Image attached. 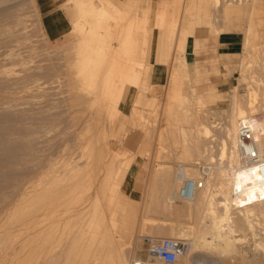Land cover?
Instances as JSON below:
<instances>
[{"label": "rangeland", "instance_id": "374dc122", "mask_svg": "<svg viewBox=\"0 0 264 264\" xmlns=\"http://www.w3.org/2000/svg\"><path fill=\"white\" fill-rule=\"evenodd\" d=\"M110 1L124 9L128 0ZM182 1L134 0L122 24L137 16L132 43L139 64L131 63L129 73L105 71L96 87L80 78V66L91 64L77 47L92 37L74 26L75 0H0V264H117L119 254L124 264L148 262L143 236L175 238L194 223L204 228L201 208L176 212L170 192L183 183L175 177L178 165L195 177L200 163L212 165L214 176L229 167L220 159V140L232 102L244 106L253 93L255 115L263 117L264 0H191L207 2L210 20L188 35L187 49L173 51L187 57L186 73L177 76L170 37ZM50 10L57 15H46ZM62 12L69 30L52 38L46 19L64 28ZM223 26L241 37L235 54L217 51ZM173 82L181 83L207 134L176 109L183 98L171 97ZM253 221L264 227V215Z\"/></svg>", "mask_w": 264, "mask_h": 264}, {"label": "bare ground", "instance_id": "6f19581e", "mask_svg": "<svg viewBox=\"0 0 264 264\" xmlns=\"http://www.w3.org/2000/svg\"><path fill=\"white\" fill-rule=\"evenodd\" d=\"M195 1L198 3V0ZM75 2L79 7L80 19H75L73 21L74 26L77 27L80 32H84L85 35L92 37L89 40L83 39L77 47V52L81 54L80 57H82V61L91 64V66H80V78L89 80L93 85L95 83L97 87V81L107 75L105 72L107 70L110 71L108 74H111L114 70L122 71L123 74L126 72L129 73V71L132 70L130 65L134 63L131 61L132 30L135 26L136 18L134 16L132 20L131 15V20L127 19L128 22L124 24H122V22L125 20L129 11H131L134 0L125 2L124 9L118 8L117 5L110 0H101L100 5H96L93 0H75ZM182 2H184L182 5L179 3L175 5L176 15L173 16L175 24H177L176 20L180 17L178 34H175L179 40V44L174 50L172 49L173 55L171 57L177 61L173 66L174 68H171L176 71L173 73L174 71L171 70L175 75L178 71L180 72V70L186 73L187 68L184 56H174L175 53H173V51L176 52L177 48L183 50L186 36L188 33L199 28V20L207 22L210 20V13L208 7L205 5L207 2L199 4H194L191 0H186V3L185 1ZM228 10H231V8H228ZM197 11H199V13L201 11L202 14L198 15ZM109 20H112V22L110 21L111 23H109ZM250 20L252 21V18ZM248 28L246 27L247 30H249ZM173 31L170 41L173 40L174 43L175 38ZM179 72L177 76H179V74L181 75ZM172 73L171 76L173 78L174 76ZM243 75L244 74L241 75L242 80L245 77V75L244 77ZM177 76L175 77L177 78ZM180 87L181 83H172L170 86L171 97L175 95L176 97L177 95L182 96ZM94 88L95 87H93V89ZM95 90H97V88ZM182 98L181 100H175L177 101L176 109L183 114V118L192 117V126L195 127V131L198 132L201 130L207 134L209 128L206 124H203L205 121H200L194 112L189 111L192 104L189 105L184 96H182ZM198 99L202 100L200 98ZM233 99L235 100L234 96ZM254 100V94L248 93L244 106L238 104L236 101L232 102L235 105L233 104V109L223 128L224 138L220 140V159H227L229 163L227 169L219 168V175L214 176V173L212 174L211 172L212 165L208 163H198L199 166H203L204 175L200 169V175L195 177L187 174L188 172H186V170L188 171L189 168L185 169L183 166L178 165L175 174L176 179L184 181L186 178H189L202 181L201 187L195 190L191 198L184 199L179 196L181 186L179 188L177 187V190L170 192L171 194L169 196V202L174 203L173 206H176V212H188L191 208L199 207L203 214H205L203 215L204 218L202 217L200 221V223L204 224V228L194 223L190 227L187 226L188 228L179 229L177 232L178 235L176 234L177 236L174 234L175 238L180 237L181 239L182 237L184 239H189L190 249L187 254H191L190 258L195 264H246L248 260H253V264L256 262L257 264H264V227L261 226V228L257 226L260 229H256L257 227L253 221L256 216L264 215V166L244 159L239 147L241 142H245L247 137L241 135V127L246 126L249 128L246 143L256 147L260 157L264 160V114L263 117L262 115L261 117L260 115H255L256 109ZM181 102L185 105H182ZM200 103L202 104V102ZM200 106L203 107V105ZM175 128L177 127L175 126ZM178 129L179 131H184V128L181 126H178ZM187 139H185V142ZM190 142H192V139ZM193 143L195 145V150L196 147L197 149L201 148L197 136ZM198 145H200V148ZM51 200H54L53 197ZM179 200H182L181 202L183 204L176 205L175 203ZM249 239H252L251 243H249ZM246 244L249 245L247 247H249L251 253L244 248ZM133 250L132 248V253ZM187 254L183 257L184 261L182 264H192L188 261ZM207 255H209L210 258H207ZM250 255L252 257L249 259ZM124 256L125 254H119L118 260L116 259L117 264H124ZM147 260L148 262H145L146 264H154V260H151L149 256ZM247 264L249 263L247 262Z\"/></svg>", "mask_w": 264, "mask_h": 264}, {"label": "built area", "instance_id": "2783aa9c", "mask_svg": "<svg viewBox=\"0 0 264 264\" xmlns=\"http://www.w3.org/2000/svg\"><path fill=\"white\" fill-rule=\"evenodd\" d=\"M249 128L246 126L241 127V135L248 137ZM246 137V139H247ZM245 139V138H242ZM241 142L240 151L242 157L251 161L253 163H257L260 166H264V160L260 157L258 150L256 147L251 146L249 143ZM202 174L203 166H199ZM202 181H196L189 178H186L179 191V196L187 199L191 198L195 190L201 187ZM146 244L147 251L151 260L164 263V264H174L181 260L190 249V241L188 239H178L172 237H163V236H152L145 235L143 236ZM129 264H146L143 260H132Z\"/></svg>", "mask_w": 264, "mask_h": 264}, {"label": "crops", "instance_id": "0c3cea01", "mask_svg": "<svg viewBox=\"0 0 264 264\" xmlns=\"http://www.w3.org/2000/svg\"><path fill=\"white\" fill-rule=\"evenodd\" d=\"M60 4H61V2L56 5V7H57L56 9H58L60 7L59 6ZM57 13H58L57 11L53 12V10L52 11L50 10V11L47 12L46 15H48V14H50V15H55L56 14L57 15ZM231 13H234V14H237V15L240 14V12H231ZM230 14L225 16V18L228 19ZM135 18H136V21H137V16L136 15H135ZM61 21H63L64 24H65L64 28H61L59 26L58 27H52L51 24H49V23H53V19H50V17H47V19H46L47 29L46 30H47L48 35L51 36L52 38H58L59 36H61V35L65 34L66 32H68V30H69V20H68V17L66 16V14L64 12H62V14L60 13V22ZM176 21H177V24H176V28L174 30V38H175V40H174V43H173V47L174 48H176L178 46V44H179V40H178L177 36H175V34L176 35L178 34L180 17ZM198 22H199L200 25L202 23L209 24V21L207 22V21H204V20H199ZM139 27H141L140 24H139ZM223 27H224V31L220 35H218L217 39H216L217 51H218L219 54H225V55L235 54L240 49L241 37L239 36V34L237 32H233V31L229 30L227 26H223ZM200 29H201V26H199V28L196 29V31H198ZM166 34H167V31L165 30L164 33H163L165 38L167 37ZM189 34L190 33H188V35ZM188 35L186 36V39H185V42H184V45H183V50H185V48L187 49V47H188V42H189V37H190V36L188 37ZM132 42H133V39H132ZM164 43H165V41H164ZM163 47L165 48L164 44H163ZM151 52H152V48H151ZM184 59H185L186 68H187V66H188L187 57H184ZM172 60H173V58H172ZM131 61L134 62V63L139 64L138 61L133 59V43H132ZM151 66H161V64L160 63H151ZM173 66H174V64H173Z\"/></svg>", "mask_w": 264, "mask_h": 264}]
</instances>
